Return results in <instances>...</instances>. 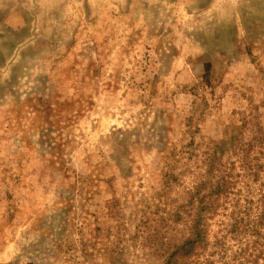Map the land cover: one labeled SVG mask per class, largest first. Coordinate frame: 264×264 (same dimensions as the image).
Masks as SVG:
<instances>
[{"label":"rangeland","instance_id":"374dc122","mask_svg":"<svg viewBox=\"0 0 264 264\" xmlns=\"http://www.w3.org/2000/svg\"><path fill=\"white\" fill-rule=\"evenodd\" d=\"M258 125L264 0H0V264H160L137 225L215 163L221 239L264 190Z\"/></svg>","mask_w":264,"mask_h":264},{"label":"trees","instance_id":"16d2710c","mask_svg":"<svg viewBox=\"0 0 264 264\" xmlns=\"http://www.w3.org/2000/svg\"><path fill=\"white\" fill-rule=\"evenodd\" d=\"M258 135L261 136L255 146L260 148L258 153L263 154V125H258V133L253 136ZM231 145L237 148L241 156L242 168L252 172V161L258 160L257 157L250 158V149L254 145L245 141L236 142L234 138ZM215 164L209 167L207 180L196 183L187 190L186 203L171 212V221L163 213L164 209H161L160 213L156 211V216L142 218L137 225L134 238L143 236L146 231L144 239L151 250L149 254L162 258L160 264H264V190L256 201L257 211L254 214L253 207L244 206L239 215H230L231 220L224 225L225 233L221 235V239L216 238L211 244L207 239L211 229L210 221L215 218L217 210L224 205L235 185L233 174L230 171L221 172L217 163ZM234 167V164L230 165L231 169ZM178 222L182 225L181 229L175 227ZM226 237L238 239L240 243L229 257L223 250L224 259L221 257L220 248H225ZM209 245L212 248L206 253ZM215 257L218 259L215 260Z\"/></svg>","mask_w":264,"mask_h":264}]
</instances>
